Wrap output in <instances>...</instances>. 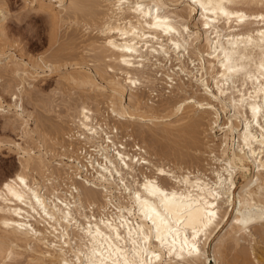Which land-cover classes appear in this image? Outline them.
I'll return each mask as SVG.
<instances>
[{"label": "bare ground", "instance_id": "bare-ground-1", "mask_svg": "<svg viewBox=\"0 0 264 264\" xmlns=\"http://www.w3.org/2000/svg\"><path fill=\"white\" fill-rule=\"evenodd\" d=\"M42 3L54 19V6ZM66 12L98 36L84 44L94 54L91 70L65 79L97 94L81 95L67 106L69 121L48 126L59 134L53 145L22 118L26 141L41 134L35 149L11 143L19 167L0 181V264H263L254 241L264 235V0H68L58 10ZM2 55L0 62L10 58ZM50 61L41 64L53 70ZM156 68L171 86L170 75L179 77L177 90L186 93V77L202 92L148 104L137 92L155 83ZM20 72L21 84L33 75ZM98 95L106 101L104 112L94 109L103 122L90 106ZM204 120L221 133L207 150L210 177L187 167L190 151H176L172 166L145 143L185 126L179 148L197 150ZM243 163L252 174L237 187Z\"/></svg>", "mask_w": 264, "mask_h": 264}, {"label": "rangeland", "instance_id": "rangeland-1", "mask_svg": "<svg viewBox=\"0 0 264 264\" xmlns=\"http://www.w3.org/2000/svg\"><path fill=\"white\" fill-rule=\"evenodd\" d=\"M57 1L58 0H0V11H2L4 17L0 21V27L3 30L2 31L3 34L0 36V52L3 51L2 57L7 55L10 56V58L3 59L0 62V74H1L0 75V143L2 142V144H0V181L5 179V177L10 176L19 167L18 152H16L17 149L12 144L19 142L18 144L21 147L27 148L29 146L33 148L34 147L33 144L36 145L37 142L36 137L39 134V130H40V132L42 131L41 133L43 134V137H45L46 135V137L44 138L45 139L44 144L47 145L52 143L53 145L55 139L58 140L60 139L59 137H57L59 136V134L57 132L55 133L54 129L53 131L49 129L51 127L48 128V126H50L52 123H53L52 125H55L56 123L62 124L63 122L69 121L68 117H64L65 114L67 113V106L69 103L73 104L75 101H77V99L81 97V95H82V99H84L83 98L84 95L90 94V96H92L94 94H97L95 91H93L88 87H83V88L72 87V84L68 82L65 79V77L68 73L75 70H83L87 72L91 70L90 66L93 65L94 63V61L92 60V58H94L93 56L94 54L90 50H88L87 45H86L87 47L86 50L88 51H86L84 44L85 42L89 43V40L91 38L93 39V37L95 39L98 36V33L96 29H93L94 26L88 28L87 26L83 25V21L80 19V17L74 15L71 16L70 15L71 13L69 14V12L68 13L66 12V15H64L65 12H63L64 13L62 14L63 17L68 16L67 17L68 20L67 18L66 20H64L65 17L62 20L63 17L60 16L61 14L58 13V10L66 7L68 0H62L61 2L62 7L60 8H58L59 3ZM41 2L44 3V4L42 3L43 5L51 6V8L52 6H54L53 7L54 8L53 11L55 13L54 19L49 13H47V10L45 8L40 7ZM181 8L182 6H179L176 9H181ZM44 9L46 10V12ZM56 12L59 14L61 18L57 16L58 14H56ZM77 19H80L81 21H78ZM54 20L56 23L54 22ZM58 20L59 23H57ZM190 27L193 28L192 25H190ZM70 35L71 37H74V39H76L75 40L76 42L72 43L73 46L71 44L69 46L66 44V38H68ZM64 44L67 46H65ZM5 51L7 55L5 54ZM49 60H51L50 63L52 65L54 64L53 70H50L49 68L44 66V65L48 66L47 61ZM41 62H43L42 63L44 64L43 66ZM81 62H84V64ZM74 63H76L77 65H74ZM85 65H87V68ZM170 66L171 67L178 66V64H176V61L174 60V57H172L171 59ZM16 67L18 71L14 70V68ZM22 69L33 73V75H30L31 77L25 76L21 84L20 71ZM155 71L157 72L155 76L157 78L155 80V83L153 85L148 84L150 88L148 87V85H143L140 88V90H138L137 92V94L140 97H142L143 100H145L148 104L157 105L162 102L166 103L165 101L172 100L174 98L175 99L179 98V96L183 97L185 95H188L189 93H193L194 91H197V93L202 92L198 89L195 90L196 87L192 86L191 83L188 80H186V77H183L184 82L187 85L183 87L186 90V93L177 90L176 88L177 86L175 85L181 84L179 77H174L173 75H170V77L173 78V82H176L175 85L172 83L171 86L167 82L166 78L163 75H161L164 74L163 69L156 68ZM97 82L99 84H104L99 79L97 80ZM153 86L154 88H152ZM17 87L18 88L23 87L22 95L20 97L17 93L18 92ZM151 89L153 90L151 91ZM19 100H21V102H19ZM97 102H100L97 106L94 103H90V106L92 107L93 112L94 114H96L98 120H101V122H103L102 116L100 115L101 113L95 111L94 109L99 108L100 111L104 112L105 111L104 109H106L105 108L106 101L102 97V95H98ZM15 103H21L22 104L21 108L23 107L22 108L23 110H21L20 107L19 108L16 107ZM20 111H22V113ZM19 113L20 116H18ZM106 114L107 113L105 112L104 115ZM178 116H180V114L173 115L167 118L166 121L168 120L172 121L176 119ZM22 118L25 120L27 119L26 127H29V129H31L32 127L34 129L35 124L36 126L38 125V127H40V129L38 128L39 129L38 132H36V134L35 133L33 134L34 136L31 140L29 139L30 137L27 139V141L25 138L22 137V134L20 132ZM39 119L42 122H40ZM113 119L114 118L111 116L110 118H107L108 123L110 122V124H112L114 121ZM35 120L37 121V123ZM115 122H117V120H115ZM183 122L184 121H179L175 123L173 126L177 125V127H179V125H181ZM204 122L206 123V120H204ZM41 123H45L47 128L44 126V124ZM205 123L199 127L200 129H199L198 138H200L199 139L200 144L199 143L197 144L198 145L196 146L197 150H195V148L193 149V147L192 148L189 147L190 149H192L189 150V148L187 149L185 148V146L184 148L182 147L183 149L179 148V146L183 144L186 145L185 142L182 141V140L185 141L186 135L180 133V130H182V128H184L185 126L181 127V129L179 128L178 133L175 131L174 134L176 133L177 134L173 135L172 137L170 136V138L169 137L159 138V136H157L156 139H153L155 143L152 142L153 140H151V142L154 144H150V141L147 140L145 141V143L149 145L151 150L152 147L153 149L157 147L156 148L157 150L154 149L155 152H157L158 154L157 158L161 159L165 163L169 162L168 164H171L172 166L175 163H177V159L175 158V155H173L175 154L176 151L188 152V153L190 151V154L194 155L195 160L193 159L189 163H187L186 164L187 167H190V169L192 170L197 166L198 168H201V170L203 169L205 174L208 177H210L208 169L213 165V161L209 159L207 155V150L209 148H214V147L216 148V145L218 144L219 140L218 139L212 140V137L214 136L215 138H217L221 135V133L220 131H218L216 126L207 125L209 123L208 121L206 124ZM135 125L133 124L131 127L138 128L139 126H141L144 127V129H148V126L146 125H149V127L151 126L150 124H143V126L141 124H135ZM120 133L124 134V131H119L118 135L121 137L127 136V135H122ZM177 135H179V139ZM125 138L127 137H123V139ZM34 140L35 142H31ZM180 140L182 143L180 142ZM126 141L129 142V140ZM29 143L30 145H28ZM31 144L33 147L31 146ZM167 147L168 148L170 147L169 149H173L174 152L172 153V150L169 151ZM48 148L50 147L48 146ZM184 149L187 150L184 151ZM54 152L56 153L55 150ZM55 153L52 152L51 154L48 153L49 154L47 155L48 158H50L52 154L55 155ZM163 154L164 156H162ZM172 157L174 158L172 159ZM51 159L52 160L54 159L55 162L58 161V158L55 156H53ZM243 165L246 167V169L238 173L236 177L237 187L252 174V166L248 163H243ZM222 230L223 228L219 231V233L222 232ZM252 233H254V230L252 231ZM217 235L218 234L215 235V237L212 239V241L208 246L209 255L211 254L210 253L211 247ZM261 237L262 238L259 239L258 237L255 236L256 241H254V248L256 249L258 260H260V262L264 264V235ZM248 239H250V237H248ZM230 256L228 258H231ZM239 260L240 259H238L236 264L237 263L239 264V262H241V260L240 261ZM235 261H233V263H235ZM12 263L15 264V262H11V264ZM227 263L232 264V262H227ZM22 264H24V262ZM25 264L28 263L25 262Z\"/></svg>", "mask_w": 264, "mask_h": 264}]
</instances>
